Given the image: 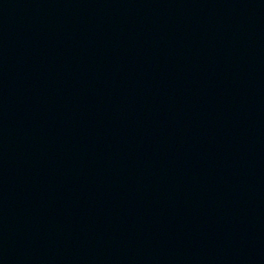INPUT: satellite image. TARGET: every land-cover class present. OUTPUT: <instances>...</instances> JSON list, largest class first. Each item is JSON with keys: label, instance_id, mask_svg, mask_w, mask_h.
Here are the masks:
<instances>
[{"label": "water", "instance_id": "obj_1", "mask_svg": "<svg viewBox=\"0 0 264 264\" xmlns=\"http://www.w3.org/2000/svg\"><path fill=\"white\" fill-rule=\"evenodd\" d=\"M0 264H264V0H0Z\"/></svg>", "mask_w": 264, "mask_h": 264}]
</instances>
